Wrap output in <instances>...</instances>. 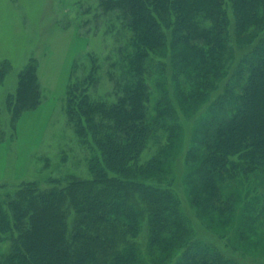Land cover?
Here are the masks:
<instances>
[{"label": "trees", "instance_id": "obj_1", "mask_svg": "<svg viewBox=\"0 0 264 264\" xmlns=\"http://www.w3.org/2000/svg\"><path fill=\"white\" fill-rule=\"evenodd\" d=\"M77 3L103 39L63 98L82 166L57 151L0 183V264H264V0ZM36 65L0 96V143L41 102Z\"/></svg>", "mask_w": 264, "mask_h": 264}, {"label": "rangeland", "instance_id": "obj_2", "mask_svg": "<svg viewBox=\"0 0 264 264\" xmlns=\"http://www.w3.org/2000/svg\"><path fill=\"white\" fill-rule=\"evenodd\" d=\"M88 28L82 26L77 0H0V62L11 65L0 96L14 90L17 72L32 58L41 86L39 105L23 112L15 136L9 127L4 136L7 140L0 143V183L41 176L38 170L43 155L57 161L61 159L57 151L65 158L61 173L72 162L81 168V160L76 159L81 152L79 142L67 121L63 98L73 61L87 51H102V36ZM204 112L200 109L198 118L207 114ZM254 178L251 182L264 190V173Z\"/></svg>", "mask_w": 264, "mask_h": 264}]
</instances>
